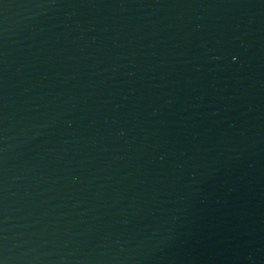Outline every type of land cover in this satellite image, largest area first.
<instances>
[{
	"label": "water",
	"instance_id": "water-1",
	"mask_svg": "<svg viewBox=\"0 0 264 264\" xmlns=\"http://www.w3.org/2000/svg\"><path fill=\"white\" fill-rule=\"evenodd\" d=\"M0 264H264V0H0Z\"/></svg>",
	"mask_w": 264,
	"mask_h": 264
}]
</instances>
